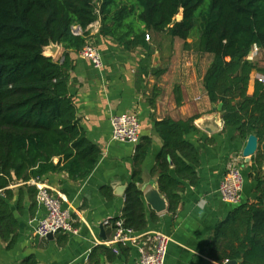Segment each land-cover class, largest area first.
<instances>
[{
    "label": "trees",
    "instance_id": "16d2710c",
    "mask_svg": "<svg viewBox=\"0 0 264 264\" xmlns=\"http://www.w3.org/2000/svg\"><path fill=\"white\" fill-rule=\"evenodd\" d=\"M179 11L182 17L177 18ZM98 22V33L113 39L126 51L143 49L138 61L136 86L148 75L159 76L164 68H151V47L146 40L175 37L182 40L197 34L195 43L211 55L202 81L209 101L220 104L224 127H234L245 140L254 134L264 143V80L255 79L248 93L250 75L264 76V0H0V240L7 249L17 239L19 224L9 206L18 182L35 203L39 181L48 173L65 172L74 181L87 177L99 158L100 148L85 134L77 115L68 78L70 53H78L90 38L88 26ZM80 28L77 33L74 28ZM50 44H60V62L44 54ZM253 46L259 57L247 58ZM154 91V90H153ZM156 93L149 102L154 104ZM175 102L182 96L174 87ZM194 116L155 121L162 140L151 173L174 214L181 203L185 182H198V152L185 139L196 127ZM151 138L142 136L135 145L133 170L124 190L118 216L106 225L113 232L121 227L143 231L148 224L141 199L140 165ZM249 176L255 181L254 200L236 205L218 220L207 240V254L215 262L237 260L239 264H264V153L252 156ZM171 169L173 174H171ZM19 206L22 191L19 188ZM101 192L109 197L106 187ZM149 219L159 216L151 212ZM113 235V234H112ZM116 251L103 244L89 252V264L126 256L129 247ZM20 264H36L29 257Z\"/></svg>",
    "mask_w": 264,
    "mask_h": 264
},
{
    "label": "crops",
    "instance_id": "0c3cea01",
    "mask_svg": "<svg viewBox=\"0 0 264 264\" xmlns=\"http://www.w3.org/2000/svg\"><path fill=\"white\" fill-rule=\"evenodd\" d=\"M98 26V22L88 26L90 38L87 42L98 49L102 66L95 68L79 52L70 53L73 67L69 72L68 88L86 137L100 148L99 158L91 173L83 179L74 181L65 172H56L30 182L36 186L44 184L59 197L62 206L69 209L77 231L55 233L51 240L36 236L35 227L44 216V208L36 198L35 203L32 201L21 182L13 184L14 195L9 206L19 229L13 247L7 249L0 240V264H20L29 257L34 258L36 264H89L90 250L98 244L106 245L104 242L113 238L115 231L106 225V221L121 212L125 188L122 194L115 193V190L123 185L126 187L131 178L134 149L138 143L111 139L110 119L122 113L136 114L140 138H151L140 165L142 180L139 183L148 224L143 231L135 233L155 231L169 237L164 264H220L207 254L209 234L228 211L238 204L254 200L255 181L249 176L252 157L249 161L243 157V184L238 200L226 201L219 194L218 187L226 165L235 156H243L246 139L237 136L236 128L223 126L220 110L214 109L217 104L209 101L202 78L211 55L200 52L192 38L163 37L154 41L151 36L147 40L152 50L150 67L164 68L165 71L156 77L148 75L137 88L138 61L143 49L124 50L113 39L99 35ZM63 51L60 44H50L43 52L61 62ZM257 75L255 72L250 75L248 93L253 92L254 81L260 77ZM175 86L179 87L182 96L179 105L175 102ZM153 92L157 95L151 105L149 98ZM192 116L195 117L193 124L196 129L184 137L198 152V182L195 185L184 183L181 203L174 214L167 212L166 199V208L156 212L145 198L148 190L158 188L157 174L151 173L162 146V140L155 131V121L163 117L179 120ZM20 187L22 201L19 206ZM103 187L108 189L109 197L101 192ZM161 196L164 197L162 193ZM151 212L159 216L157 222L149 219ZM101 224L105 239L100 235ZM117 245L110 247L115 249ZM127 247L126 256L119 255L103 264H134L138 250L134 246Z\"/></svg>",
    "mask_w": 264,
    "mask_h": 264
},
{
    "label": "built area",
    "instance_id": "2783aa9c",
    "mask_svg": "<svg viewBox=\"0 0 264 264\" xmlns=\"http://www.w3.org/2000/svg\"><path fill=\"white\" fill-rule=\"evenodd\" d=\"M145 38L148 40L149 35L146 34ZM79 54L89 60L95 68H101L100 53L92 43L87 42L79 51ZM258 54L259 48L253 46L247 58L251 59ZM257 79L263 80L261 77ZM110 122L112 140L131 143L139 141L140 123L136 114H116L111 117ZM243 159L241 155L235 156L226 165L218 187L219 194L223 200L237 201L240 196L243 184ZM36 187L37 193L35 198L37 203L44 208V216L37 222L34 231L35 235L44 238L50 233H76L77 230L72 224L70 211L68 208L62 206L59 197L54 195L44 184H37ZM116 225L117 229L113 238L105 241L104 244L111 246L120 243L125 246L136 247L138 255L134 264H164L169 237L155 231L137 234L132 230L122 228L119 221L116 222ZM115 250L117 251L118 248H115Z\"/></svg>",
    "mask_w": 264,
    "mask_h": 264
},
{
    "label": "water",
    "instance_id": "95a60500",
    "mask_svg": "<svg viewBox=\"0 0 264 264\" xmlns=\"http://www.w3.org/2000/svg\"><path fill=\"white\" fill-rule=\"evenodd\" d=\"M182 17V11H179L177 14V18L180 19ZM75 32H79L80 28L75 27ZM221 106L220 104H217L214 106V109L220 110ZM261 149L264 152V143H259L258 138L254 134H250L245 142V145L242 149V155L245 158L246 161H249L251 157L257 152L258 149ZM124 188H126L124 185L119 189L115 190V193L122 194ZM145 198L147 203H149L156 212H160L166 208V202L165 198L161 196V193L159 192L157 187H152L150 190L145 193ZM100 235L102 239H105V236L103 235V229L102 224L100 226ZM54 234L50 233L45 238L51 240L53 239ZM223 264H239L237 260H229L224 262Z\"/></svg>",
    "mask_w": 264,
    "mask_h": 264
},
{
    "label": "rangeland",
    "instance_id": "374dc122",
    "mask_svg": "<svg viewBox=\"0 0 264 264\" xmlns=\"http://www.w3.org/2000/svg\"><path fill=\"white\" fill-rule=\"evenodd\" d=\"M192 39L193 40H197L198 38H197V34L196 35H194L193 37H192ZM258 57H259V54L256 56V57H253V58H251L250 60H257L258 59ZM260 66H263L264 64L262 63V62H259L258 63ZM256 73V72H255ZM258 74V73H257ZM257 76H260L263 80H264V77H262V75L261 74H258Z\"/></svg>",
    "mask_w": 264,
    "mask_h": 264
}]
</instances>
